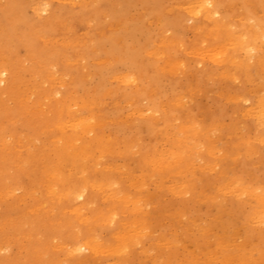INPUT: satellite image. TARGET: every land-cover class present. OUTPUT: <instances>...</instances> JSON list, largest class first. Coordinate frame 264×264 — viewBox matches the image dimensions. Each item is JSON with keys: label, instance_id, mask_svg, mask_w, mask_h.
<instances>
[{"label": "rangeland", "instance_id": "374dc122", "mask_svg": "<svg viewBox=\"0 0 264 264\" xmlns=\"http://www.w3.org/2000/svg\"><path fill=\"white\" fill-rule=\"evenodd\" d=\"M42 1L0 0V30L16 26L14 47L0 31V63L17 71L0 92V264H264V123L247 112L264 97V0H219L230 30L254 50L231 45L224 32H191L184 16L167 31L175 50L153 42L159 65L139 52L154 36L142 0H49L39 16ZM177 1L152 3L174 18L187 7ZM200 40L205 49L229 45L234 57L214 65L192 50ZM46 41L54 45L49 62L26 71L29 49ZM166 57L178 67H164ZM128 73L131 86L122 83ZM54 91L76 102L72 112L100 122L97 133L74 138L73 149H63L72 132L60 128L72 112L55 106ZM168 155L174 164L158 161ZM73 181L90 186L85 219L48 193ZM104 183L112 188L100 189ZM6 188L12 194H1ZM131 229L139 231L134 239ZM82 238L96 249L69 254Z\"/></svg>", "mask_w": 264, "mask_h": 264}, {"label": "bare ground", "instance_id": "6f19581e", "mask_svg": "<svg viewBox=\"0 0 264 264\" xmlns=\"http://www.w3.org/2000/svg\"><path fill=\"white\" fill-rule=\"evenodd\" d=\"M132 1V0H130ZM144 2V5L148 10V16L150 19H148L147 24H151L154 28L153 31V38H150L149 36H146V41L144 40V44L140 47L139 52L145 53L148 56H151L154 58L157 54V49L154 47L153 42L159 41L163 47H164V53H166V49L172 48L175 50L176 44L173 43V37L172 33H167V31H171V29H178V27L183 25V22L181 21V18L184 16L187 18V20L194 22L193 25L190 28L192 31H200L205 32L208 31L211 36H214V38H222L221 33L224 32L228 35V39L230 41V44H234L233 46H236L238 49L245 51V53H249V51L254 50V46L252 45V42L250 39L244 35L243 33H235V31L230 30V27L233 24L227 23L225 16L221 14V8H223L224 3H222L219 0H187V7L182 12L179 10V13L176 17L171 18L168 11H164L162 13L156 12L158 9L154 8L158 3H152L151 0L150 3H146L147 1L142 0ZM87 0H82L80 4H85ZM90 3L94 2V0H89ZM174 3H178L177 0H174ZM49 6V0H44L40 4H38L35 8V12L38 13L39 16L45 15L48 13ZM125 8V7H124ZM155 11L156 14H153ZM21 13V9H20ZM51 11L49 12V14ZM152 13V15H150ZM53 14V13H52ZM48 18V15L45 16ZM3 18V17H1ZM203 22V23H202ZM198 23H201L199 25ZM208 24H211L212 27L208 28ZM39 25V26H38ZM42 24H37L38 27L35 26V31L38 33L42 32ZM3 30L1 29V35L5 37L8 42L10 41V44L12 41H14L13 37L16 32V26L10 22H5L3 25ZM180 31V30H179ZM94 33V32H93ZM260 33V32H259ZM219 36H217V35ZM264 35V32L261 33ZM256 35H258V32L256 31ZM105 41L109 44L112 43L115 39V32L111 30V28L107 29V33L103 34ZM259 36V35H258ZM24 38L23 36H21ZM25 40V38H24ZM203 41H197V43L192 44V50L195 52V54L199 55L202 54L203 56H207L206 58H209V62L214 65L224 64L226 62H229L234 56L230 53L229 45L227 46H220V49L218 47L215 48H208L205 49V46H201ZM82 44V45H81ZM27 47L30 45L25 44ZM81 46L78 48H75L72 50V57L74 59V64L79 65V60L84 56L83 53V46L84 43H80ZM12 46V44H11ZM14 47V46H12ZM54 49L53 44H49L44 42V45L38 49H29V55L31 59V63L29 66L27 65L26 71H33L34 66L37 61H40L41 65H46L49 61L44 59V56L46 53ZM166 50V51H165ZM12 53L15 54L14 48H12ZM165 56V55H164ZM154 64L159 65V60H155L154 58ZM164 67L168 68H174L175 66L178 67L179 63L176 60L170 59L168 57L165 58V61L163 63ZM259 64H262L264 66V57L259 60ZM17 77V71L13 68V70L8 69L6 66H4L2 63H0V92L5 91L6 89L11 88L12 84L15 83V79ZM136 81V77L130 73L123 75L122 77V83L125 86H131ZM60 95V97L56 98V95ZM124 99H128V95L126 93H123ZM52 97V98H51ZM51 99L54 100L55 106L60 107L59 110L62 109V106H65L66 112L71 113V107L73 105H77L76 102H70L66 100L65 96H62V93L59 91H54L51 93ZM48 98V96H46ZM49 110V109H48ZM47 111V110H46ZM45 112V111H44ZM247 112L254 116L257 120V124L263 125L264 123V97H258L256 100V103L250 107H248ZM99 123L96 120L93 121V118L91 116H86L83 114L82 111L79 109L75 112H72L70 116H66V118L60 119V128L66 129L68 127L72 134L68 135L69 140V147L64 143L63 149H73L72 148V141L75 139H85L89 133L96 131L97 133L99 129ZM192 132L197 137L202 134L201 129L197 127H192ZM74 136V137H73ZM75 138V139H74ZM185 142V140H183ZM181 156L180 153L174 154V157L176 160ZM174 159V163L176 162ZM160 163L164 162L165 165L174 164L168 163L169 161V155L161 158V160H158ZM29 162V160H28ZM3 167V165H0V167ZM1 185V184H0ZM3 186V185H2ZM89 183L87 184H79L78 182H71L68 187L66 188V191H59L55 189L48 188V193L55 197L58 203H61V207L63 206V202L65 206L67 205L70 208V215H73L75 217L81 219H85L84 217L86 215V205H87V195L86 192L88 191ZM100 189L109 190L112 188L111 183H104L99 185ZM98 187V188H99ZM238 189V188H237ZM236 189V190H237ZM12 191L10 188H6L4 193L5 195L12 194ZM119 192H117L118 194ZM259 201L264 204V194L260 193L258 194ZM94 213V211H92ZM113 219L112 217L109 218L107 223L111 222ZM70 226V225H69ZM131 234V238L134 239L139 235V231L135 229H131V232L128 233ZM129 237L127 234L125 236H121V242H125V240ZM74 246L72 247V250L69 252V254H73L76 252H80L81 249H88V250H95L94 246L92 244H89L88 242H85V240L82 238L81 240H75Z\"/></svg>", "mask_w": 264, "mask_h": 264}]
</instances>
